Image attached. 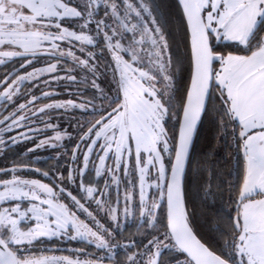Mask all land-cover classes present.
Wrapping results in <instances>:
<instances>
[{
    "label": "snow or ice",
    "instance_id": "1",
    "mask_svg": "<svg viewBox=\"0 0 264 264\" xmlns=\"http://www.w3.org/2000/svg\"><path fill=\"white\" fill-rule=\"evenodd\" d=\"M0 264H264V0H0Z\"/></svg>",
    "mask_w": 264,
    "mask_h": 264
},
{
    "label": "trees",
    "instance_id": "2",
    "mask_svg": "<svg viewBox=\"0 0 264 264\" xmlns=\"http://www.w3.org/2000/svg\"><path fill=\"white\" fill-rule=\"evenodd\" d=\"M213 135H214L213 130L210 128L209 125L206 124L201 132L200 147L204 148L210 145L213 139Z\"/></svg>",
    "mask_w": 264,
    "mask_h": 264
},
{
    "label": "flooded vegetation",
    "instance_id": "3",
    "mask_svg": "<svg viewBox=\"0 0 264 264\" xmlns=\"http://www.w3.org/2000/svg\"><path fill=\"white\" fill-rule=\"evenodd\" d=\"M42 155L44 156L45 160H47L48 156H50V155H55V153H53L52 150H49L48 152H42ZM54 164H55V161H54V160H49V161L47 162V164H45L44 166H46V167H51V166H53ZM200 230H201L202 232H206V231H207V229L204 228L203 225L201 226ZM129 231H130V232H134V231H135V228H130ZM75 246H77V245L75 244V242H73L72 244L69 245V247H75Z\"/></svg>",
    "mask_w": 264,
    "mask_h": 264
}]
</instances>
